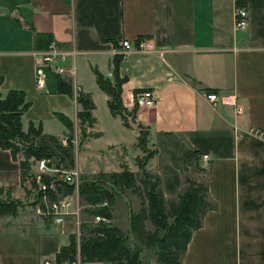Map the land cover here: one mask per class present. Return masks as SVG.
<instances>
[{
    "label": "crops",
    "instance_id": "obj_1",
    "mask_svg": "<svg viewBox=\"0 0 264 264\" xmlns=\"http://www.w3.org/2000/svg\"><path fill=\"white\" fill-rule=\"evenodd\" d=\"M236 6L247 11L244 30L235 28ZM36 34H50L61 49L76 53L68 59L74 76L64 79L71 96L58 92L53 74L42 89L35 87ZM142 40L151 49L138 50ZM122 41L134 47L119 64L124 108L129 111L143 90L157 96L155 108L137 110L135 121L147 127L148 147L156 149L146 169L159 176L164 197L175 198L183 177L193 175L190 153L209 157L201 165L216 208L192 233L181 264H264V0H0V94H25L30 106L21 117L23 131L32 123L63 138L68 131L55 117L62 114L73 121L76 138L78 93L92 98L99 91L93 70L108 77ZM207 94L235 97L243 113L209 103ZM0 187L21 189L19 161L1 148ZM67 212L61 225L43 222L35 211L1 218L0 264H39L55 259L70 236L79 241L92 216L78 194Z\"/></svg>",
    "mask_w": 264,
    "mask_h": 264
},
{
    "label": "trees",
    "instance_id": "obj_2",
    "mask_svg": "<svg viewBox=\"0 0 264 264\" xmlns=\"http://www.w3.org/2000/svg\"><path fill=\"white\" fill-rule=\"evenodd\" d=\"M52 43L50 34H36L34 49L46 51ZM113 45L117 48L115 42ZM122 59L121 55L113 57L112 81L97 70H93V73L98 88L108 98L107 107L111 115L120 117L124 126L130 127L127 118L135 121L137 106L128 112L122 104V86L126 82V78L119 76V64ZM56 78L58 92L71 96L70 83ZM2 83L3 79L0 77V86ZM77 103L80 106L77 113L79 129L84 140L90 135L86 129L92 128L95 124L93 116L95 106L87 94H79ZM29 106L22 91L10 90L5 97L0 94V148L9 150L16 160L20 153L23 155V159H18L21 188L26 181L24 178L30 162L35 164L36 161L43 159L49 161L56 159L58 167L69 169L74 167L72 122L62 114H55L56 119L68 131L67 146H63L56 137L42 134L40 126L34 128L30 123L27 131H23L21 117ZM137 129L136 145L142 153L140 158H136L139 173H133L126 165H121L120 172L99 173L93 176V180L81 178L77 187L74 183H60L57 194L48 193L49 199L55 201L59 197L72 195L77 190L79 200L85 204L84 211L88 215H100L111 220L114 205L120 196L118 194L130 191L140 200V209L134 212L128 205V233L111 223L110 225L87 223L89 227L85 228L84 234L82 232L79 241L75 236H70L68 246L60 249L55 257L58 264L74 261L77 257L81 263L142 264L141 255L145 251L154 253L156 264H181V256L192 233L202 227L205 215L215 210L216 206L209 197L207 169L201 165L203 153L194 151L189 154L186 164L193 175L183 177L181 188L175 198L166 199L159 176L146 169L148 162L157 153L156 149L148 147V129L141 124L137 125ZM30 180L31 188L36 189L35 177ZM4 191H7V196L3 194ZM13 191V188L5 190L4 187H0V219L15 217L20 212L21 204L10 196ZM41 197V193L37 192L33 207ZM104 203L106 206H102ZM39 218L43 222H48L45 218ZM147 223L151 229L147 228Z\"/></svg>",
    "mask_w": 264,
    "mask_h": 264
},
{
    "label": "rangeland",
    "instance_id": "obj_3",
    "mask_svg": "<svg viewBox=\"0 0 264 264\" xmlns=\"http://www.w3.org/2000/svg\"><path fill=\"white\" fill-rule=\"evenodd\" d=\"M84 77L87 78L85 75H83L82 78L84 79ZM104 77L112 81V76ZM79 94L84 93H80L79 91L78 95ZM92 94L93 96L91 99L95 106L93 113L95 117L96 127L94 132L95 136H91L92 131L89 130L91 128L88 127L86 129V132L90 135H88L86 139H82L79 131L76 138H73L74 167L70 169L76 170L75 167H77L78 169V179L76 181V187L77 185H79L81 178L86 177L90 180H93V176H96L99 173L110 174L113 172H120L121 165H126L127 168L133 173H139V170L136 166V158H140L142 156L141 151L137 148L136 145V138L138 134L137 121H132V119L128 117L127 123L130 127H125L120 117L111 115L107 107V98L105 94L100 89L99 91H95V93ZM134 106L135 103L130 108V110H132ZM123 107H125L124 104ZM141 109V107H137V110ZM130 110L127 111L130 112ZM55 125L60 126V123L56 121ZM133 127L136 133V137L131 131ZM59 137L60 138L57 139L59 141H62L63 139H66L67 136L65 135L62 138V135H59ZM116 140H125V143L123 146L113 147V145H111V142H114ZM149 149L152 148L150 147ZM18 159H23V155L21 153L19 154ZM51 163L56 166V164H58V161L56 159H53L51 160ZM29 165L30 167L28 169V172H25L26 174L24 179L26 181L23 187L10 193V196L21 204V208L19 209V211L25 214H31V212L35 211L33 202L35 201L37 195V189L31 188L30 185V179L35 177L36 164L30 162ZM3 194L7 196V191H4ZM73 195H77V190H75L72 196ZM118 195L120 196L117 198L118 200H116L114 225L122 230L124 229V231L127 232L126 228L129 230L128 205L130 203V208L134 211H138L140 209V200L130 191H125L123 193H119ZM128 201L129 203H127ZM80 204L85 208L84 203L80 202ZM147 228L151 229V226L148 223ZM148 255L153 256L151 253L145 255L143 253L141 255L142 264H156L155 258L149 257Z\"/></svg>",
    "mask_w": 264,
    "mask_h": 264
},
{
    "label": "built area",
    "instance_id": "obj_4",
    "mask_svg": "<svg viewBox=\"0 0 264 264\" xmlns=\"http://www.w3.org/2000/svg\"><path fill=\"white\" fill-rule=\"evenodd\" d=\"M248 24V14L245 8L236 6L235 7V28L237 30H244ZM121 50L117 55L125 57L130 53L134 47L129 41L121 42ZM151 49V45L146 41H139L138 50L148 51ZM76 56L75 52L66 51L61 49L55 43L49 45L46 51H42L38 54L40 70L35 75V87L37 89H42L45 84V79L47 74H53L61 79H69L74 76L75 69L73 65L68 64V59L74 58ZM115 56V55H114ZM112 74H109L111 76ZM79 91V89H77ZM134 103L137 107L143 109L151 110L155 108L157 103V96L152 90H143L133 97ZM206 100L215 104L219 102L224 106H233L236 110L237 115L243 113V107L238 105L235 97H218L215 94H207ZM257 134V132H254ZM260 134V133H259ZM63 146H67V138L60 141ZM73 143V141H72ZM204 163L209 160L208 155L203 154L202 159ZM36 173H35V183L37 192L41 193L42 197L37 203L35 208V213L47 219L56 225H61L66 216L68 215V208L73 203V196L68 195L64 197H59L55 201H51L48 197V193L57 194V190L60 183H74L78 179V171L55 166L49 160H39L35 162ZM102 206H106L104 203ZM93 224H105L110 225L111 220L100 215L92 216ZM39 264H58L55 259H44ZM63 264H79V261L74 260L71 262H65Z\"/></svg>",
    "mask_w": 264,
    "mask_h": 264
}]
</instances>
